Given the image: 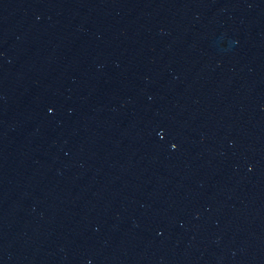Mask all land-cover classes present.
Returning a JSON list of instances; mask_svg holds the SVG:
<instances>
[{"label":"water","instance_id":"obj_1","mask_svg":"<svg viewBox=\"0 0 264 264\" xmlns=\"http://www.w3.org/2000/svg\"><path fill=\"white\" fill-rule=\"evenodd\" d=\"M0 264H264V0H0Z\"/></svg>","mask_w":264,"mask_h":264}]
</instances>
